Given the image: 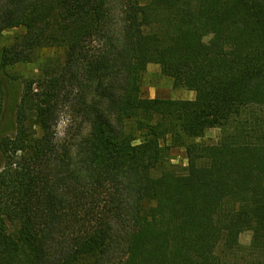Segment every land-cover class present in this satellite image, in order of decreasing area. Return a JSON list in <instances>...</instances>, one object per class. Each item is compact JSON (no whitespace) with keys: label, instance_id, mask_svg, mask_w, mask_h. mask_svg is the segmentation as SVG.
I'll list each match as a JSON object with an SVG mask.
<instances>
[{"label":"trees","instance_id":"obj_1","mask_svg":"<svg viewBox=\"0 0 264 264\" xmlns=\"http://www.w3.org/2000/svg\"><path fill=\"white\" fill-rule=\"evenodd\" d=\"M0 22L65 51L33 81L0 46V264H264V0H0ZM151 63L196 97L146 98ZM175 146L186 172L155 174Z\"/></svg>","mask_w":264,"mask_h":264},{"label":"rangeland","instance_id":"obj_2","mask_svg":"<svg viewBox=\"0 0 264 264\" xmlns=\"http://www.w3.org/2000/svg\"><path fill=\"white\" fill-rule=\"evenodd\" d=\"M0 22V46L7 50H13L14 54L22 51L21 57L30 55L29 61H21L12 67V73L21 77L22 80L38 81L40 74L44 71L47 60L55 61L57 65H62L65 60V51L61 47H41L32 51L24 45L25 30L21 28H2ZM36 85V83H35ZM77 86L68 85L65 87L62 99L58 107L56 125L54 126V137L60 141L68 134L77 133L79 126L78 118V95ZM143 95L146 98L159 99H194L196 92L188 90L183 86H177L174 79L166 76L158 64L151 63L144 74ZM38 135H42V130L35 126ZM87 131V127L83 129ZM220 128H211L205 135L196 141L207 144H216L221 136ZM0 156V164L2 163ZM189 165V159L185 147H172L167 151L165 164L157 167L155 174H160L164 168H169L178 173H185ZM252 239L250 230L244 231L240 236L242 247H248Z\"/></svg>","mask_w":264,"mask_h":264}]
</instances>
